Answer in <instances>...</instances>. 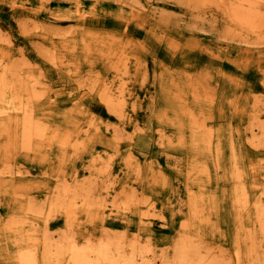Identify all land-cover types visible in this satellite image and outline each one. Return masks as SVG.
<instances>
[{"label":"rangeland","instance_id":"obj_1","mask_svg":"<svg viewBox=\"0 0 264 264\" xmlns=\"http://www.w3.org/2000/svg\"><path fill=\"white\" fill-rule=\"evenodd\" d=\"M2 71L0 264L39 255L45 221L148 246L137 264H164L182 232L195 255L264 264V0H0Z\"/></svg>","mask_w":264,"mask_h":264},{"label":"bare ground","instance_id":"obj_2","mask_svg":"<svg viewBox=\"0 0 264 264\" xmlns=\"http://www.w3.org/2000/svg\"><path fill=\"white\" fill-rule=\"evenodd\" d=\"M206 1V0H205ZM222 1V0H221ZM250 3V2H248ZM253 3V2H252ZM235 4V3H234ZM251 4V3H250ZM233 6V4H232ZM235 6V5H234ZM222 7V6H221ZM232 8V7H231ZM236 8V7H235ZM243 8V7H242ZM241 10L238 8L240 13V18L247 19L249 15H253L251 13V8H246V10ZM251 9V10H249ZM257 9V8H256ZM236 12V11H235ZM234 13V11H233ZM237 13V12H236ZM235 19V18H234ZM248 21V20H247ZM248 24V23H247ZM125 61V60H124ZM5 69L9 68L8 64ZM119 69V68H118ZM6 72V71H5ZM5 72L2 71L0 74V85L8 86L6 89L9 90L11 86L6 83L5 79ZM17 73V71H16ZM16 77V76H15ZM29 77V76H28ZM30 79V78H29ZM13 82V81H12ZM23 82V81H22ZM26 83V82H25ZM37 84V83H36ZM21 85V84H20ZM31 85V84H30ZM93 85V84H92ZM123 85V84H122ZM121 85V86H122ZM124 86V85H123ZM32 87V86H30ZM88 87V86H87ZM95 88V87H93ZM99 88V87H98ZM103 88V87H102ZM105 88V87H104ZM21 89V88H20ZM27 89V88H26ZM32 89V88H31ZM107 89V87L105 88ZM41 90V89H39ZM91 90V89H90ZM119 90V89H118ZM6 91V90H5ZM38 91V90H37ZM36 91V92H37ZM28 92V91H27ZM32 93V90H31ZM43 93V92H42ZM41 93V95H42ZM120 93V92H119ZM15 94V93H14ZM18 94V93H17ZM33 94V93H32ZM35 94V93H34ZM33 94V95H34ZM37 94V93H36ZM122 94V92H121ZM40 95V94H38ZM38 95L36 97H38ZM121 96V95H120ZM14 97V96H13ZM32 97V96H31ZM35 97V95H34ZM32 97V98H34ZM102 102H104L105 106L109 110L113 111H119V109L122 107V102L115 101L116 98L104 89L101 90L98 96ZM30 98V96H29ZM31 99V98H30ZM18 100V99H17ZM27 103V102H26ZM30 103V102H29ZM7 105V104H6ZM28 105V104H27ZM33 110V109H32ZM6 112V111H4ZM3 112V113H4ZM122 112V111H121ZM2 113V114H3ZM23 113L24 110H23ZM122 115L124 113H121ZM23 116V115H22ZM23 118V117H22ZM31 118V117H30ZM32 119H30L31 121ZM205 121V120H204ZM32 122V121H31ZM24 124H28V120L24 119ZM33 124H35V121ZM2 125V124H1ZM16 125V124H15ZM29 125H31L29 123ZM18 126V125H17ZM36 126V125H35ZM45 128V127H44ZM32 129V128H31ZM210 129V128H208ZM37 130V129H36ZM46 130V128H45ZM23 131V130H22ZM41 131V129L39 130ZM260 131V130H259ZM29 132V131H28ZM30 134V133H29ZM26 135V134H25ZM23 135V136H25ZM44 135V134H42ZM22 136V135H21ZM39 136V135H38ZM37 137V135H36ZM8 138V137H7ZM26 138V137H25ZM42 138V137H41ZM28 139V138H27ZM30 139V140H29ZM28 142L30 144L31 138L29 136ZM4 140V138H3ZM7 141V139H6ZM26 141V140H25ZM25 144V143H24ZM28 144V145H29ZM14 145V144H13ZM4 146V145H3ZM31 147V146H30ZM4 148V147H3ZM22 148V147H21ZM214 148V147H213ZM24 149V148H23ZM215 150V149H214ZM234 158V157H233ZM110 159V158H109ZM235 159V158H234ZM216 163V162H215ZM1 168V167H0ZM61 170V169H60ZM3 171V170H2ZM133 171V170H132ZM5 173V172H4ZM9 173H14V171H9ZM76 173V172H75ZM74 173V174H75ZM18 174V173H17ZM259 175V174H258ZM263 176V188L262 191L264 193V167L262 171ZM6 177V176H5ZM12 177V176H11ZM2 178V177H1ZM4 179V178H3ZM64 179V178H63ZM85 179V178H84ZM10 180V179H9ZM65 180V179H64ZM74 180V179H73ZM76 180V179H75ZM3 182V181H2ZM8 182V181H7ZM110 182V181H109ZM10 184V183H9ZM13 184V183H12ZM69 183H66V181L58 182L55 186L54 193L51 196V208L50 210H47L48 214L52 211L54 208H61L60 206L63 203L64 196L68 195L70 192L73 194H76L81 188V184L78 180H76L73 184L68 185ZM99 184V183H98ZM235 184V183H234ZM259 184V183H258ZM83 185V184H82ZM113 185V184H112ZM252 185V183H251ZM109 186V185H108ZM233 187V185H232ZM234 188V187H233ZM245 188V187H244ZM84 189V188H83ZM254 190V189H253ZM260 190V189H259ZM9 192V191H8ZM13 192V191H12ZM99 192V191H98ZM235 192V191H234ZM107 193V192H106ZM22 195V194H21ZM235 195V194H233ZM24 196V195H23ZM75 196V195H74ZM21 197V196H20ZM29 198V197H28ZM74 198V197H73ZM139 198V197H138ZM30 199V198H29ZM70 200V198H69ZM66 201V200H65ZM73 202V200H70ZM70 201L68 203H70ZM75 201V200H74ZM141 201V200H140ZM67 203V204H68ZM80 203V202H79ZM257 207H256V217L260 224V228H264V201L262 198H259L258 201H256ZM73 204V203H72ZM77 204V203H76ZM123 204V203H122ZM138 204V203H137ZM70 205V204H69ZM43 204L36 202L35 199H30V201L26 202V207L21 208V210L25 211L28 209L35 210L34 212H39L43 210ZM75 206V205H74ZM32 207H36L32 208ZM66 208L68 207L65 206ZM101 207H105L104 203H101ZM245 207V206H244ZM58 208V209H59ZM65 208V209H66ZM49 209V208H48ZM21 210H19L21 212ZM70 210V208H69ZM237 211V210H236ZM33 213V212H32ZM235 213V212H234ZM238 213V212H236ZM142 216V215H141ZM237 216V215H236ZM22 217V216H21ZM144 217V216H143ZM240 220V219H239ZM236 221V220H235ZM65 222V221H64ZM254 225V223H253ZM186 226V225H185ZM235 230V229H234ZM69 231V230H68ZM108 232L107 230H104ZM26 232V231H25ZM78 235V234H77ZM264 236V235H262ZM78 237V236H77ZM90 237V236H89ZM194 237V236H193ZM19 239V238H18ZM199 240V239H197ZM136 241V240H134ZM189 238L186 234L180 233L177 235V237L174 239L173 242V253L171 257H167L164 260V264H219L220 260H217L216 257H211L209 255H195L191 253L190 251V245H189ZM254 241V240H253ZM6 242V241H5ZM198 242V241H197ZM131 244V243H130ZM38 246V249L40 250V254H37V250L31 247L27 246H20L19 249H17L16 257L17 261L20 264H38L39 260L41 264H137V259L135 258V248H137V251L139 254L142 253L143 249L149 250L148 246H140L137 247L136 243H133L132 245V252H127L123 248H120V245H117L111 236L107 233H105L103 236H101L98 241L96 240V243H93L90 238H86L83 241H78L77 238H75L72 235L64 234V233H58L53 234L49 231V224L48 222L43 223L42 228V239L39 243L36 244ZM124 245V242L123 244ZM259 245L262 246L263 243L260 240ZM197 247V246H196ZM209 249H211L209 247ZM208 249V251H210ZM193 250V249H192ZM212 250V249H211ZM199 251V250H198ZM146 252V251H145ZM200 252V251H199ZM220 252V251H219ZM239 252V251H238ZM238 252L235 253V255H238ZM251 252V251H250ZM146 254V253H145ZM164 254V253H163ZM162 254V255H163ZM212 254V253H211ZM220 254V253H219ZM228 254V253H227ZM138 255V254H137ZM143 257L142 255H140ZM226 256V255H225ZM229 256V255H228ZM138 257V256H137ZM221 258V257H220ZM229 258V257H228ZM238 257H236V261ZM142 259V258H141ZM153 259V258H152ZM239 259V258H238ZM226 260V259H225ZM146 261V260H145ZM152 261V260H151ZM156 261V260H155ZM223 262V261H222ZM231 262V261H230ZM262 262L264 263V250H263V256H262ZM139 263V262H138ZM145 264H149L148 260L145 262Z\"/></svg>","mask_w":264,"mask_h":264}]
</instances>
